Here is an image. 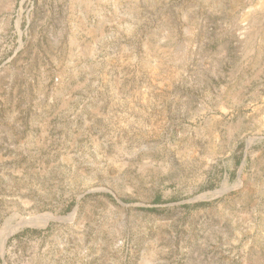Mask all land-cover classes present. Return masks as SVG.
I'll list each match as a JSON object with an SVG mask.
<instances>
[{"label":"rangeland","instance_id":"374dc122","mask_svg":"<svg viewBox=\"0 0 264 264\" xmlns=\"http://www.w3.org/2000/svg\"><path fill=\"white\" fill-rule=\"evenodd\" d=\"M0 264H264V0H0Z\"/></svg>","mask_w":264,"mask_h":264},{"label":"bare ground","instance_id":"6f19581e","mask_svg":"<svg viewBox=\"0 0 264 264\" xmlns=\"http://www.w3.org/2000/svg\"><path fill=\"white\" fill-rule=\"evenodd\" d=\"M49 220V218L47 217L46 219H44V220H42V221H40V220H30V221H28V220H24L22 223H21V225H27V224H37V225H45L46 224V222ZM9 230V229H8ZM12 230V229H11ZM3 231V230H2ZM4 232V231H3ZM2 232V233H3ZM4 234V233H3ZM2 234V235H3ZM2 242H3V240H2ZM1 242V243H2ZM3 244V243H2Z\"/></svg>","mask_w":264,"mask_h":264},{"label":"trees","instance_id":"16d2710c","mask_svg":"<svg viewBox=\"0 0 264 264\" xmlns=\"http://www.w3.org/2000/svg\"><path fill=\"white\" fill-rule=\"evenodd\" d=\"M202 205H204V204H202ZM149 211H151V210H149Z\"/></svg>","mask_w":264,"mask_h":264}]
</instances>
